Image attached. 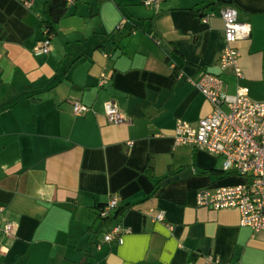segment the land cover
I'll use <instances>...</instances> for the list:
<instances>
[{
    "label": "crops",
    "instance_id": "0c3cea01",
    "mask_svg": "<svg viewBox=\"0 0 264 264\" xmlns=\"http://www.w3.org/2000/svg\"><path fill=\"white\" fill-rule=\"evenodd\" d=\"M143 1L70 3L47 34L46 0H0V219L14 226L0 264H264V233L241 227L238 210L197 206L200 188L239 179L174 138L179 120L212 112L192 84L205 73H219L224 99L240 84L264 102V0ZM226 7L251 26L240 81L218 69ZM46 37L51 52L36 53ZM108 102L123 123L108 121ZM112 196L117 215L102 227ZM117 223L123 243L104 242Z\"/></svg>",
    "mask_w": 264,
    "mask_h": 264
},
{
    "label": "built area",
    "instance_id": "2783aa9c",
    "mask_svg": "<svg viewBox=\"0 0 264 264\" xmlns=\"http://www.w3.org/2000/svg\"><path fill=\"white\" fill-rule=\"evenodd\" d=\"M165 0H144L145 6H156ZM71 3V2H70ZM30 7L31 2H25ZM224 21V46L219 58L220 73L232 74L238 81L244 78L239 66L240 53L237 43L249 37L251 26L238 20V11L231 7L221 9ZM204 23L208 17H203ZM159 43V42H158ZM36 53L49 54L51 40L46 37L36 48ZM107 80L103 76L101 84ZM192 84L212 106V112L194 125L179 120L174 130L177 145H188L222 159V171L241 178L234 184L203 187L197 191V206L212 210L234 209L240 213V226L254 233H264V102L250 97L246 87L238 84L233 98H223V80L212 73H205ZM227 104V110L223 105ZM89 108L79 101L73 102V112L82 116ZM105 113L112 124L125 121L123 113L112 102L105 104ZM119 200L112 196L99 211L101 219L114 215ZM3 208H0V212ZM164 220L160 213L157 218ZM14 232L11 222L0 219V234L9 238ZM120 223L114 224L104 235V242L123 243L128 233ZM210 261H214L210 258Z\"/></svg>",
    "mask_w": 264,
    "mask_h": 264
},
{
    "label": "trees",
    "instance_id": "16d2710c",
    "mask_svg": "<svg viewBox=\"0 0 264 264\" xmlns=\"http://www.w3.org/2000/svg\"><path fill=\"white\" fill-rule=\"evenodd\" d=\"M78 1H87V0H46L44 8H45V13L47 15V20L41 22V27L44 30V32L47 34H52V33L57 32V27L60 21L68 13L70 2L76 3ZM2 35H3L2 28L0 27V37ZM104 206L99 208V211L102 208H104ZM116 215H113L107 219H101L99 217V219L102 222L101 226L103 227V226H106L107 224H110L115 219Z\"/></svg>",
    "mask_w": 264,
    "mask_h": 264
},
{
    "label": "water",
    "instance_id": "95a60500",
    "mask_svg": "<svg viewBox=\"0 0 264 264\" xmlns=\"http://www.w3.org/2000/svg\"><path fill=\"white\" fill-rule=\"evenodd\" d=\"M210 73H212V74H214V75H219V73H217V72H215V71H210ZM184 177V175H180V176H177V177H174V178H171L170 180H167V181H165L164 182V184H167V183H170V182H172V181H176V180H178L179 178H183Z\"/></svg>",
    "mask_w": 264,
    "mask_h": 264
},
{
    "label": "rangeland",
    "instance_id": "374dc122",
    "mask_svg": "<svg viewBox=\"0 0 264 264\" xmlns=\"http://www.w3.org/2000/svg\"><path fill=\"white\" fill-rule=\"evenodd\" d=\"M239 181H241V178H239Z\"/></svg>",
    "mask_w": 264,
    "mask_h": 264
}]
</instances>
